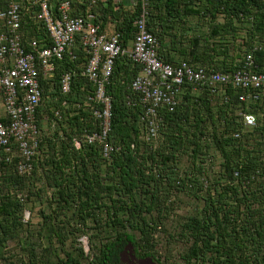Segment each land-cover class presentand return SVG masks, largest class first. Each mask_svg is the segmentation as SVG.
Here are the masks:
<instances>
[{"label":"trees","instance_id":"trees-1","mask_svg":"<svg viewBox=\"0 0 264 264\" xmlns=\"http://www.w3.org/2000/svg\"><path fill=\"white\" fill-rule=\"evenodd\" d=\"M22 1V44H47ZM66 1L70 17L113 30L122 47L131 46L141 0L129 9L116 0ZM147 1L162 62L231 73L251 53L250 70L264 74V0H166L161 17L158 0ZM191 17L206 30L191 29ZM88 57L75 36L52 78L40 75L30 172L17 171L19 155L2 157L0 264H123L126 250L160 264H264V91L243 103L233 86L214 95L184 84L147 140L131 90L140 66L118 57L105 87L112 151L104 157L100 142L85 140L99 130L94 86L82 75ZM63 73L72 78L66 95ZM240 112L254 115L255 126H244Z\"/></svg>","mask_w":264,"mask_h":264},{"label":"built area","instance_id":"built-area-1","mask_svg":"<svg viewBox=\"0 0 264 264\" xmlns=\"http://www.w3.org/2000/svg\"><path fill=\"white\" fill-rule=\"evenodd\" d=\"M26 1L30 7L27 11L45 31L47 44L31 39L25 47L20 36L23 1L0 0V162L6 154L19 155V173L30 172V160L38 145L34 121L41 98L40 75L52 78L56 61L72 46L75 36H79L80 44L89 56L82 75L94 86L89 100L97 106L94 116L99 125V130L87 135L85 140L88 144L100 142L104 157L112 151L107 142L111 99L105 87L118 57H126L140 66L139 74L131 82V90L138 95L142 105L141 120L146 126L147 140L156 136L159 110H174L184 84L191 85L193 93L205 85L214 95L233 86L244 92L238 98L243 103L257 100L259 92L264 91V74L250 70L251 53L246 55L242 66L231 73H208L186 63L172 66L162 62L157 56V38L147 27V0H141L140 12L134 22V38L128 48L119 44V36L113 30L102 33L91 20L70 17V5L66 0H58L57 4H51L49 0ZM71 81L69 73L61 74L58 83L61 94L70 92ZM239 115L244 126H255L254 115L243 112ZM249 118H252L251 122ZM74 145L79 147V142L75 141Z\"/></svg>","mask_w":264,"mask_h":264},{"label":"crops","instance_id":"crops-1","mask_svg":"<svg viewBox=\"0 0 264 264\" xmlns=\"http://www.w3.org/2000/svg\"><path fill=\"white\" fill-rule=\"evenodd\" d=\"M117 2H119V3H122L125 7H127L128 9L129 8H131L135 3H136V0H116ZM165 1L166 0H158L157 2H156V4L155 5H160V7H161V9H160V17L162 16V15H164L165 13H164V10H162L163 9V7H162V5H163V3H165ZM159 24H160V22H159ZM187 24H188V26L191 28V29H194V30H203V31H205L206 29L205 28H203L202 27V23H200V21H198L195 17H191V18H189V21L187 22ZM168 40H166V42H167Z\"/></svg>","mask_w":264,"mask_h":264},{"label":"rangeland","instance_id":"rangeland-1","mask_svg":"<svg viewBox=\"0 0 264 264\" xmlns=\"http://www.w3.org/2000/svg\"><path fill=\"white\" fill-rule=\"evenodd\" d=\"M27 215H28L27 217H29V214L28 213H27ZM83 243H84L85 248L87 249V247H86V240L85 239H83ZM126 252L123 255V264H160V263L154 262V261H152L150 259L136 260L134 258V256L132 255V253L130 252V250L129 251L126 250ZM160 252H161V250H160Z\"/></svg>","mask_w":264,"mask_h":264},{"label":"clouds","instance_id":"clouds-1","mask_svg":"<svg viewBox=\"0 0 264 264\" xmlns=\"http://www.w3.org/2000/svg\"><path fill=\"white\" fill-rule=\"evenodd\" d=\"M251 119H252V118H249V122H251Z\"/></svg>","mask_w":264,"mask_h":264}]
</instances>
